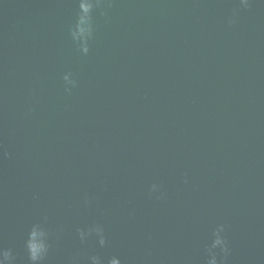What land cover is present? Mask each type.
<instances>
[{
  "label": "water",
  "instance_id": "obj_1",
  "mask_svg": "<svg viewBox=\"0 0 264 264\" xmlns=\"http://www.w3.org/2000/svg\"><path fill=\"white\" fill-rule=\"evenodd\" d=\"M88 3L0 0V250L264 264V0Z\"/></svg>",
  "mask_w": 264,
  "mask_h": 264
},
{
  "label": "clouds",
  "instance_id": "obj_2",
  "mask_svg": "<svg viewBox=\"0 0 264 264\" xmlns=\"http://www.w3.org/2000/svg\"><path fill=\"white\" fill-rule=\"evenodd\" d=\"M105 0H89L86 10L89 14V24L88 28H80L79 36L74 31L73 36L77 38H83L85 42L92 40L94 35L93 27V12L97 8L104 6ZM241 5L247 7L249 0H240ZM152 193L160 192V187L157 184H153L151 187ZM161 193V197H162ZM226 228L224 225H219L216 227L212 233V240L210 245H208L206 251L208 255L207 264H226L227 258L229 257L230 248L228 241L225 237ZM79 237L82 242H86L89 238L95 237L101 247L107 245V239L105 236L104 228L101 225H94L90 227L87 231L80 230ZM49 244H43L38 249L33 247L32 241L28 238L26 243V248L28 252L29 260L31 264H43L49 252ZM14 257L11 251L0 250V264H13ZM121 264V260L118 257H111L107 260V264ZM89 264H105V260L100 255H92L89 257Z\"/></svg>",
  "mask_w": 264,
  "mask_h": 264
}]
</instances>
